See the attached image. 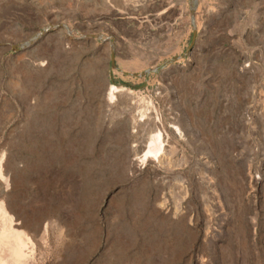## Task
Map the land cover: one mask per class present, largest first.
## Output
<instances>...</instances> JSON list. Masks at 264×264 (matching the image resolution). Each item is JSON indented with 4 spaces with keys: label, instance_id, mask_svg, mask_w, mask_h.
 I'll return each mask as SVG.
<instances>
[{
    "label": "rangeland",
    "instance_id": "374dc122",
    "mask_svg": "<svg viewBox=\"0 0 264 264\" xmlns=\"http://www.w3.org/2000/svg\"><path fill=\"white\" fill-rule=\"evenodd\" d=\"M192 5L0 0V264H264V0Z\"/></svg>",
    "mask_w": 264,
    "mask_h": 264
},
{
    "label": "built area",
    "instance_id": "2783aa9c",
    "mask_svg": "<svg viewBox=\"0 0 264 264\" xmlns=\"http://www.w3.org/2000/svg\"><path fill=\"white\" fill-rule=\"evenodd\" d=\"M242 56L243 59L240 64V70L253 72L252 54L243 52ZM241 103L240 122L242 127L255 129L258 130V132L262 130V128H264V78L252 80L250 84L247 85ZM175 129L176 135H178L179 138H182L183 133L180 129L178 127ZM260 136L261 135L257 133L256 136L252 138L251 145H254V148L264 144V139ZM250 179L256 184L261 182L262 177L257 168L251 170Z\"/></svg>",
    "mask_w": 264,
    "mask_h": 264
},
{
    "label": "bare ground",
    "instance_id": "6f19581e",
    "mask_svg": "<svg viewBox=\"0 0 264 264\" xmlns=\"http://www.w3.org/2000/svg\"><path fill=\"white\" fill-rule=\"evenodd\" d=\"M195 2H196V0H195ZM192 8V7H191ZM192 15V14H191ZM58 25V24H57ZM54 26V25H53ZM60 27H62V28H65V29H68V27L66 26V25H64V24H60ZM177 128V127H176ZM151 145H152V142H150L149 143V147L151 148ZM150 151H151V149H150Z\"/></svg>",
    "mask_w": 264,
    "mask_h": 264
},
{
    "label": "water",
    "instance_id": "95a60500",
    "mask_svg": "<svg viewBox=\"0 0 264 264\" xmlns=\"http://www.w3.org/2000/svg\"><path fill=\"white\" fill-rule=\"evenodd\" d=\"M195 4H196V2H195V0H193V5H192V8H191L192 13H193V11L195 9Z\"/></svg>",
    "mask_w": 264,
    "mask_h": 264
}]
</instances>
